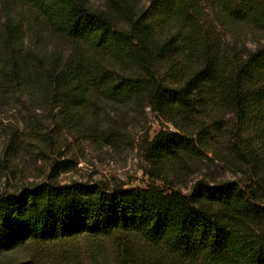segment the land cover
Listing matches in <instances>:
<instances>
[{
    "label": "trees",
    "instance_id": "1",
    "mask_svg": "<svg viewBox=\"0 0 264 264\" xmlns=\"http://www.w3.org/2000/svg\"><path fill=\"white\" fill-rule=\"evenodd\" d=\"M101 1L0 0V92L102 118L107 142L127 108L174 129L145 140V188L0 193V251L39 254L3 264H264V49L223 43L203 0ZM211 1L221 28L264 38V0ZM203 159L247 178L219 179Z\"/></svg>",
    "mask_w": 264,
    "mask_h": 264
},
{
    "label": "rangeland",
    "instance_id": "2",
    "mask_svg": "<svg viewBox=\"0 0 264 264\" xmlns=\"http://www.w3.org/2000/svg\"><path fill=\"white\" fill-rule=\"evenodd\" d=\"M202 3L207 7V21L216 26L223 43L236 45L241 52L264 49V38L260 33L254 30L239 35L228 32L215 22L214 3L211 0ZM47 107L41 102L39 93L31 97H10L0 92V193L20 191L23 186L30 187L42 181L145 188L152 181L151 165L143 150L145 140L160 130L174 129L148 106L138 112L127 108L119 119L120 136L107 142L102 136V130L107 126L104 119L96 123L83 114L63 117L57 109ZM203 162L208 163L209 171L219 179L247 178L218 161L213 163L203 159ZM206 172L208 169L202 168L177 186L188 192ZM157 184L168 187L162 181ZM36 255L39 254L33 246L0 251V264L27 260Z\"/></svg>",
    "mask_w": 264,
    "mask_h": 264
}]
</instances>
